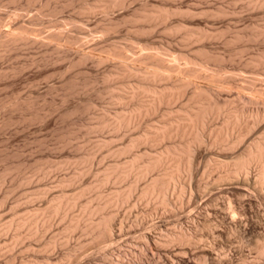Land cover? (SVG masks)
<instances>
[{"label": "rangeland", "instance_id": "1", "mask_svg": "<svg viewBox=\"0 0 264 264\" xmlns=\"http://www.w3.org/2000/svg\"><path fill=\"white\" fill-rule=\"evenodd\" d=\"M255 1L256 0H100V1L99 0H0V25H1L2 31L8 32L12 28L9 32L14 31V33H22L24 31V29H27L30 31L31 34L33 33L31 35V37L32 36L36 37L38 40H40L41 37H43L42 39H45L47 37L43 43H41V42L32 43V41H23V42L18 41L17 43H11V44L10 43L7 44L5 38H4V40H3V38H0V40H2V42H0V46H1L0 47V230H2V231H0V264H10V263L11 264H14V263L15 264H34L35 262H37L36 264H39V263L45 264L46 261L51 262L52 264H56V263L67 264V262H68L67 260H69V262L71 261V263H69V264H75V262H76V264H78V263L79 264H91L92 262H93L92 264H112V263L115 264V262L117 260L123 259V255H125L126 259H128V260L130 259L131 261L136 262L135 259H136V256H138V254L140 257L139 256L137 257V262H139L141 264H143L144 262H145L144 264H156V263L157 264H169L168 262H166L167 260L164 256L169 255V253L171 254L170 256L178 253L177 251L170 250L171 248L175 250V248H173V245L172 244L168 245L167 247L169 249L165 246V248H166L165 250H163L164 249V247H163V249H161L162 255H161V253L160 254L155 253L157 251H156V249L154 250V246H153V249L151 248L152 245L148 246V251H147L144 247V246H146V241L142 236L146 235L148 232L152 235H155L156 237H157V235H159L160 237L164 236V235H162L163 233L165 234V233L170 232L171 228L172 229L174 228L172 226L174 224L176 225L175 220H174V219H176V215H180V214L184 215V214L188 213L187 210H189V209H187V208H182L184 210L176 209L177 211L176 210L175 211L177 213L175 211H174L175 213H173L174 209H172L173 214L170 213V214H168L169 216L167 215L166 219H168V220H165V217L160 216L161 210H158L159 213H157V215L155 214L152 217L153 219L152 218H150V219L146 218L145 221L147 223H144L145 221L143 220V222H141V223H144V224H140L138 218H140V215H142L141 212H143L145 210L152 209L153 203H152V205H150V203H148V202H146V203L142 202L144 204H143V206H141L142 203L140 204L138 202V203H136V205L132 204V206H131V203H134L136 198H137L136 194L135 195L132 194L136 198L134 197L133 198L134 200H133L131 198L133 196L130 197L129 201L131 203L128 202L130 204L129 205L130 207L127 206V203H124L125 204L124 206H123V204L121 206H117V207H115V206L111 207L110 206L107 208L108 211L106 210V213H109V210H112V211H110V214L116 213V214H113V215H115L116 219L121 218L119 220L117 219L119 221L118 224H120V222H121V224L124 222L123 225L124 224L125 225L123 227H125L124 228L125 232L122 233L123 230L120 229L119 235L121 237L119 236V238L117 240V242L119 241L117 243L119 246H120V243H122L120 247L117 246V244L116 245L113 244V245H111V247L105 245V248H103L104 251L103 250L99 251L97 248H87L85 250V248L87 247L86 245L90 242L89 240L91 239L90 235L86 234L85 232H84L85 233L84 234L82 231L79 230V231H74L71 234L68 233V235H67V232H65V230H64L65 225H67V223H68L67 217L65 219L64 218L60 219L58 216H53V218H51V209H50L51 204L55 203L56 201H65L68 199L70 200L72 198L76 202V206L69 210L68 214L70 213L69 214L70 216L67 215L68 218L70 219L72 217L81 216V214H82V216H84L83 217V219H84L86 217V214H84L83 209H81L82 205L84 208L86 205H91L92 203H93L92 205H95V203L97 204L98 201L100 200L98 197H96L98 193L101 194V192H102L101 195H108L109 193L114 192V191H126L124 189L125 186H126V188L129 187V185L128 186L126 185V182L129 184V182L132 181L131 177H130L131 179H129V177L126 179H123V181H122L123 183L121 182V184L119 181L114 182L115 180L114 181L110 180V182L108 181L109 183L107 182L108 184L106 183L107 185L105 184V186L104 185L103 186H96V183L93 182V181L96 182L97 178L101 179L102 176L106 173V169L109 168V166H112L111 164H113V162H116V163L118 162L117 164L121 165L122 163L127 162L126 161L127 159L129 161L131 156L137 154L138 152L139 153L141 152L142 153V154L140 153L141 155H143L144 153L148 154V152H149V154H155V152L159 151V148H157V147H160V149H161V147L167 143V142H165L162 145H154V146L149 145L150 147H152L151 149H150V147L149 148L147 147L148 145L147 146H145V145L144 146L143 145L137 146L136 145L137 147L136 146H135L136 148L134 147L135 150H133V147L132 148L129 147L133 143V142H130V140L135 141L137 139L136 136H139V134L141 132H142L141 134H143V132L146 130V128L149 127L148 126L149 124H150V126H153V123H154V125H156L159 122H162L163 119L161 118L160 114L150 115V116H148L149 118L148 117L144 118L142 120L144 122L141 121L142 125H138V126L136 125L137 127L132 126V127L125 128V129L122 128V129H120L121 131L113 130V133H112V128L110 126H104L103 127L102 125H100L102 119L103 120H106L107 118L111 119L112 115L114 118L116 113L122 112V114H125V113H127V110H128V109L127 110H125V109L129 108L131 103L136 104V101L138 103L139 101H144L147 98H145V97L143 98L142 96L137 97L135 99L136 101L134 102V100H133L129 105L126 104L125 101L115 102L118 96L125 95L126 91L128 90L125 87L126 86L125 84L129 81V84H127V85L131 86L133 84H136L133 82L135 80L138 82V79L136 77L130 78L128 76L122 77L120 75H118V76L114 75V74H117L119 72V70H121V65H119V64H122L121 62H118V57L116 55L111 56L110 60H113L112 62L109 60L110 62L105 61V62L101 63V62H98V58H100L102 55L106 56L111 51L114 53V52H118V51H121V52L125 51L126 52L128 50L129 51L128 55H130L131 52L137 53L139 55L140 53H138L137 51L143 50V52H144L147 47L153 48L156 50H158V49L169 50L168 51L169 53H170V51H171V53L173 52L172 55L174 57L175 56L176 57L182 56V57H188V58L190 57V59H192V60H199V59L207 57L208 63L210 66L209 68H211L212 71L217 72V75H220L221 78H223L225 80V82L226 81L229 82V80H230V84H231L234 81L231 85L227 82H226V86H225V84L224 85L222 84L223 88H222V85H220V84L216 85L215 84L214 88H215V90L222 92L223 95L220 92V98L222 100L227 97L226 99H229L230 101H234V102H231L232 103L231 106H235V104L237 105V102H236L237 97H234V96H237L236 95L237 89L233 86H235L236 81L238 82L237 84H240V81L241 82L245 81V82L240 84V85H243L246 83L247 79L250 80L251 78L254 77V79H256V80L259 79L257 81H260V82H256V80H255V82H256L255 88L257 87L256 89H258V90H264V88H263L264 87V68L256 67L252 64L250 65V60H252L253 58L257 57L260 54H264V34H261L262 28L264 31V6L261 7L258 4L256 5ZM105 2H107V3H105ZM124 2H126V3H124ZM91 3L94 7L97 6V10H96V8L95 9L93 8ZM86 5L88 8L86 7ZM99 6H101V8ZM102 6H104V8ZM115 6H117V7H115ZM84 8H86L85 10L92 8L93 11L91 13V12H89V10L85 11ZM158 8L159 9L163 8V9L159 10ZM208 9H210V10H208ZM104 10H106V11L108 10V11L106 12ZM157 10L164 11V12L168 13V15L170 17H168L165 21H162V22L159 20L151 19L150 15L156 14L158 12ZM149 11H151V12H149ZM95 12H97V13H95ZM226 13H229V14L227 15ZM195 16H197V17H195ZM72 19L74 20L75 23H72L73 22ZM152 20H155V21H152ZM62 22L63 23L65 22V23L63 24ZM159 23H161V24H159ZM150 24H152V25H150ZM178 24L179 25L181 24V25L179 26ZM2 25H3V27H2ZM187 25H189V26H187ZM191 25L193 27H191ZM18 26L20 28H18ZM77 26H79V27H77ZM174 26H175V28H174ZM62 27H64V28H62ZM31 28L33 31L30 30ZM184 28H185V30H184ZM205 28H207V30ZM17 29L19 31H17ZM172 29H173V31H172ZM34 30H36V31H34ZM150 30H152V31H150ZM186 30H187L188 34L192 33V31H193V34H199V33L206 32V33H208L209 37H207L208 39L204 38L205 40L204 39H201V40L196 39L195 40V38H187V36H186L187 33H185ZM190 30H191V32H190ZM197 30H199V31H197ZM195 31H197V32H195ZM257 31H259L260 33ZM65 32H67V33H65ZM50 36H53L52 37L53 39H51V42H52V40H54L55 43L54 42L48 43V41H50V39H49ZM54 36H55V38H54ZM65 36L70 37V38H66ZM217 36H218V38H217ZM38 37H40V38H38ZM62 37H63V39H62ZM75 38H77V39H75ZM211 38H213V39L211 40ZM64 39H65V41H64ZM185 39H186V41H184ZM189 39H190V42H189ZM77 40H79L78 43H76ZM3 41H5V42H3ZM56 41L57 42L60 41V42L57 43ZM70 42H72V43H70ZM73 42H74V44H73ZM134 42H135V44H134ZM138 42H140L141 44ZM193 42H195V43H193ZM68 44H71V45H68ZM65 45L66 46L68 45L69 47L72 46L73 48L70 47L71 48L70 49L68 46L66 48ZM137 46H139L140 48ZM203 46L205 48H203ZM58 47H59V49H58ZM121 47H123V48H121ZM124 47H126V48H124ZM166 47L167 48L169 47V48L167 49ZM196 48H197V50H196ZM78 50H79V52H78ZM82 51H83V53H86V52L89 53L92 57H90L89 59H86V60H80L79 59L80 60L79 61L78 58L81 55L80 52H82ZM105 52H106V54H105ZM112 52H111V54H112ZM125 54H127V53H125ZM186 54H188V55H186ZM136 56L137 55H135V57ZM95 58H96V60H95ZM115 59H117V60H115ZM119 60H121V59H119ZM246 60L247 61L249 60V61L247 62ZM244 61H246V62H244ZM130 63H131V66L135 65L133 67L142 66V65L147 66L148 65L147 67L143 66L144 68H148V67L153 66V65H151V63L140 64L139 62H136V61L134 64V61H132V60H129V64ZM244 63L249 64V65H245ZM251 66H252V68H251ZM115 71H116V73H115ZM222 72L225 74L227 73V74L226 75L222 74ZM111 74H112V76H111ZM229 74H232V75L229 76ZM252 74L256 75V76H253ZM234 76L236 78H234ZM246 76H248V78ZM258 76H260V77H258ZM127 78L129 80H127ZM240 78H242V80ZM243 79H245V80H243ZM113 80H114V82H113ZM123 81L125 82L124 85L122 84V83H124ZM117 82H119V83H117ZM115 83H117V84H115ZM157 83L158 82L154 83L153 85H156L157 87H163L161 85V84H163V81L158 83V85H157ZM119 84L120 85L122 84L121 88H120ZM164 84H163L164 86H166V84H167V86H169L171 84V82L165 83V81H164ZM227 85L229 86V89H227L228 88ZM259 86H260V88H259ZM220 87L223 90L225 87V91L227 93H230V94H227L225 91L220 90ZM112 88L115 90L112 91ZM116 88L119 90H117ZM123 89H124V91H123L124 93H122ZM118 91H119V93H118ZM189 91L190 90H188L187 92H189ZM224 93H226L228 96ZM115 94L116 95L119 94V95H117V97L115 98ZM111 96L113 97V99ZM232 96H233V98H232ZM234 99H236V100H234ZM259 100L256 99L255 100L256 102L255 101L252 102L250 104L251 105L250 107H258V106H259V108L264 107V105H263L264 100H260V101ZM185 101H186V99L185 100L182 99V101L179 100L176 103L181 102L178 104L180 107L181 104L184 105L186 103ZM258 101H259V103L256 106V103ZM176 103L169 105L172 108L171 107L169 108V106H163V108L164 109L168 108V109L174 110L176 107V109H177L178 106H173V105H177ZM126 105H127V107H126ZM103 111L107 114H105ZM98 112H101V115H103V116H101L100 113H98ZM123 112H125V113H123ZM158 116H159V119H158ZM96 118H98V119H96ZM160 118H161V121H159ZM149 121H151V122H149ZM155 121L156 122L158 121V123L155 124ZM97 123H98V125H96ZM93 125H95V127H93ZM146 125H147V127H146ZM263 125H264V123L261 125V129L263 128ZM139 126H141V127H139ZM143 127H145V128H143ZM101 128H103V129H101ZM139 129H141V130L138 131ZM263 129L260 130V132L264 131ZM122 130L125 132H123ZM257 130H259V129H257ZM129 133H131V134H129ZM135 133H137V134H135ZM133 136L135 138H133ZM127 139H128V141H127ZM102 141H103V143H105L104 144L105 146L103 145ZM125 141H127V142H125ZM129 142H130V144H129ZM119 143H121V144H119ZM126 144L129 146L126 147L127 146ZM142 146L144 147V149ZM140 147H142V148H140ZM112 148H115L116 150L112 149ZM118 148L119 149L122 148V149H120V151H119ZM109 150L111 152H109ZM142 150H144V151H142ZM115 151H118V152L115 153ZM133 151L135 154L133 153ZM119 152L123 155H119L120 154ZM107 153H109V154H107ZM114 153H115V156H114ZM140 154H138V155H140ZM91 155L93 156V158ZM82 157H83V159H82ZM115 157H117V158L119 157V158L117 159ZM98 158L100 159L99 161H98ZM93 160H95V161H93ZM111 161H113V162L111 163ZM82 162H83V165H81ZM100 162H102V163H100ZM108 162H110V163H108ZM201 162L202 163L200 165H201V167H203L202 164H204V161H201ZM98 163H100L99 164L100 166L98 165ZM57 164H60V165L62 164V165H61V167H59L60 165H57ZM84 164H86V166ZM104 164H106V165L110 164V165H108V167H105L106 165L104 166ZM89 168H90V170H89ZM91 168L93 170L95 168V170H94L95 172L94 171L92 172ZM103 168H106V169H104L105 170L104 172L102 171ZM74 169H76V171ZM87 170H89V171H87ZM48 172H50V173H48ZM82 173L85 175L82 176L83 175ZM93 173H94V175H93ZM80 174H81V176H80ZM128 179H129V181H128ZM59 180L63 183H61ZM77 180L78 181L80 180V181L78 182ZM207 181H209V182L207 183ZM86 182L88 183V185ZM91 182L94 184H92ZM112 182L114 184H112ZM145 182H146V180L143 179V180H141V182L139 181L138 183H140V184L142 183V186H143ZM201 182L202 183L204 182L202 185L209 184L210 182L212 183V181L208 180V179L203 180ZM81 183H83V184H81ZM117 183H119L118 184L119 186L117 185ZM89 184H90V186H89ZM91 184H92V187H91ZM140 184H138L139 187H140ZM82 185L84 187L86 185V187L84 188ZM64 186L66 188H64ZM80 186L83 187L85 190H83V189L80 190V188H81ZM93 186H96V187H93ZM193 186H194V184H193ZM99 187H102V188H99ZM114 187H115V190H114ZM121 187L124 190H122ZM208 187H210V185L209 186L207 185V188ZM63 189L65 190L64 193H63ZM78 189H79V192L80 191L81 192L86 191V189H87V191L85 193L83 192L84 194L82 193L81 195H79L80 193L76 191ZM88 189H91V190H88ZM93 189L96 191V193H95V191L92 192ZM112 189L114 191H112ZM61 190H62V194H61ZM97 190H98V192H97ZM99 190L100 191L103 190V191L99 192ZM58 191L60 193H58ZM67 191H69L68 193H70V194H68ZM73 191H75V192H73ZM105 191H107L108 193L107 192L105 193ZM51 192H52V194H51ZM53 193L55 195H53ZM50 194L52 197L50 196ZM67 194H68V196H67ZM77 194H78L77 198L75 196L72 197V195H77ZM90 194L93 197L90 196ZM100 194H98V195H100ZM59 195H62V196H59ZM229 195H228V197H229ZM54 196H55V199L57 198L56 200L55 199L53 200ZM80 196H82V198ZM204 196H205L203 198L204 200L207 199V197H209L208 194H205ZM254 196H255V197H253L254 199L252 197H249V199H245L242 202H238L235 200L236 199V198H234L235 196L233 194H231L232 199L237 203V204L234 203V205L237 206L236 208H238V210L240 209L239 210L240 212L243 211L242 213H245V218H246V221H244L245 223L243 225V226H245V228L242 227L241 230L239 232L237 231L236 234H234L235 231L231 230L230 227H229V230L227 229V227H228L227 224H226L227 226H224L225 224H219V222H220V219H218L219 214H218V216L213 215L214 217L213 216L210 217L212 220V223H214L216 221L215 223H217V226H218V224L222 225L220 227H217L218 230L214 231V235H212L213 237L210 236L211 234H205V232L207 233V231H205V230L203 231V229H201L203 231V233H200L201 231L199 230V233L202 236H203V234L205 235L204 236V237H206V238H204L205 240H208L209 238H210L209 239L210 241L212 240V238H213V240L216 239V242L214 240L215 245L211 244L215 247V248L213 247L214 248L213 251L216 250L214 252V254H218V252H219V254H221V252L225 253V254L227 253L226 254L227 257L229 256V258H232V260H234V264L237 261H239V263H236V264H240V263L241 264H264V257H263L264 255H259L260 254V252L258 251L259 247L256 246V245H258L259 240L261 238L263 240V238H264V236H263L264 235V199H262L264 197H261L260 195L259 196L254 195ZM48 197H50V198H48ZM74 197L77 199V201L75 200ZM79 197L82 201L78 199ZM59 198H61V199H59ZM85 198H86V200H85ZM94 198H95V202H94ZM87 200L90 201V204H88L89 202ZM91 200H93V202H91ZM96 200H98V201H96ZM221 200H218V201H220V203L223 202L222 204H224L226 199L223 200V197H222ZM46 202L49 204L47 205ZM50 202H52V203H50ZM149 202H151V201H149ZM245 202H246V204H245ZM77 203H79V204L77 205ZM133 205H135V206H133ZM137 205H138L137 209L139 207L142 208V210L139 208L141 210V212H138L139 209L138 210L136 209ZM149 205L151 208L149 207ZM77 206H78V208L76 209ZM37 207L40 208V210H39L40 212H37V214L34 215V209H38ZM122 207H124V208H122ZM43 208L46 211L43 210L42 211L43 213H41V210ZM113 208L115 211L113 210ZM143 208H146V209L143 210ZM116 209H118L117 212L120 215L117 214ZM121 209H123V211ZM23 210H24V212H23ZM29 210H31L33 212H31ZM48 210L50 212H48ZM78 210H81V214H80V211L78 212ZM120 210L123 213L119 212ZM129 211H131L132 213ZM178 211H179V213H178ZM125 212L127 213V215ZM39 213H40L41 217H39ZM45 213H47V214H45ZM128 213L131 217L128 215ZM71 214H72V216H71ZM134 214L137 217H135ZM24 215H25V217H24ZM47 215H49V216L47 217ZM171 215H172V217H171ZM182 215H180V216H182ZM256 215H258V216H256ZM26 216H30V218L27 217L28 218V224L26 223L27 225L25 224L22 227H20V226L17 227L16 223L21 221L22 219L26 218ZM87 216H88V218L86 217L84 219V221L91 219V217H92V219L96 218V215H95V217H94V215L93 216L90 215V217H89V215H87ZM124 216H126V217H124ZM127 216H129V217H127ZM54 217H56V218L58 217V219H56ZM215 217L217 218V220H215L216 219ZM42 218H44V220ZM47 218L48 219L51 218L52 220L53 219L55 220V221L51 220L53 225H51L50 228L53 227L52 229L47 228V230H46V227H44L45 220ZM127 218H129V219H127ZM130 218L134 219V222H132V219L130 221ZM172 218H174V219H172ZM212 218H214V219H212ZM13 219H17V220L16 221L14 220L15 221L14 222ZM124 219L127 221L129 220L130 222L128 221L129 223H125L127 221H125ZM135 219L137 222H139L138 223L139 226L137 225ZM159 219H161V220H159ZM117 220H115V221H117ZM148 220H150V221L152 220L151 222L153 224H157V225H161V223L164 222L162 220H165L166 222H164V223H166L168 226L166 224L162 223L163 225L166 226V228H165V226H162L160 229L153 230L154 228L152 229V227H151L152 223H150V222L148 223ZM32 221H33V223H32ZM169 221L172 223L174 222V224L172 225V223H170ZM54 222H55V224H54ZM6 223H9V224H6ZM12 223H13V225H12ZM30 223H31V225L33 224L34 226L29 227L28 225H30ZM36 223L38 224L37 226H36ZM63 223L65 225H63ZM135 223L137 226H135ZM169 223L172 225L170 229H169V227H170ZM40 224H43V225H40ZM142 225H143V227H142ZM13 226L14 227L16 226L15 231H17V232H15L13 230V229H15V228H12ZM127 226H128V228L131 227V230H127L128 229V228L126 229ZM138 227H140L141 229ZM163 227H164V229H163ZM5 228H7V229L5 230ZM42 228H43V230H42ZM44 228H45V230H44ZM60 228H62V229H60ZM145 228L149 229V231L146 230ZM32 229H34V230L32 231ZM38 229L41 231L42 235H44L42 237H44L45 239L41 237V233ZM161 229H163V231ZM54 230H55V232H54ZM56 230L59 234L56 232ZM61 230H63V231H61ZM139 230H141V232ZM142 230H145L147 233L145 231H142ZM150 230L152 233L150 232ZM159 230L162 232V234ZM30 231H32V232H30ZM43 231L45 232V234H43L44 233ZM60 231H61V233H60ZM154 231L157 233L159 232V233L157 234ZM227 231H232V232L234 231V232L232 234H229L231 232H227ZM34 232H38L37 234L39 235V237L37 234L33 235L32 233H34ZM49 232H50V234H49ZM76 232H81V233L77 234ZM142 232H145L146 234L142 233ZM26 233H27V235H29V237H26ZM47 233L49 236L47 235ZM51 233L52 234L54 233V234L52 235ZM74 233H75V235H74ZM129 233H131V234H129ZM140 233H142L141 236H140ZM238 233H240V234H238ZM21 234H22V236H19ZM23 234H25V235H23ZM57 234L59 237H56ZM124 234L125 235L127 234V236H125ZM1 235H3V238ZM51 235L53 236V238ZM71 235L74 237H72ZM206 235H208V237ZM215 235H217V236L219 235V236L216 237ZM260 235L262 237H259ZM15 236H16V238H14ZM62 236H65V237H62ZM33 237H34V239L32 240ZM55 237L57 238L58 241L56 240ZM69 237H70V239L72 238V240H68ZM86 237L88 239L90 238L89 240L88 239L86 240L87 242L89 241L88 243L85 241ZM21 238H23V239H21ZM40 238H42V239L40 240ZM61 238L62 239L66 238V239L64 241ZM140 238H143L144 240L140 239ZM7 239L9 240L8 242H7ZM18 239H20V241ZM51 239L56 240L59 244L57 243L56 244L57 246L52 248V250H50L51 252L49 254L50 248L48 249V245H47L48 243L47 242L51 241ZM82 239H83V241H82ZM1 240H3V241H1ZM262 240H260V242ZM17 241L19 242V244ZM22 241H24V242H22ZM80 241L84 244H81ZM140 241H141V243H140ZM210 241H207V242L209 243ZM256 241H258V242H256ZM67 242H68V244H67ZM135 242H136V244H135ZM38 243H40V244H38ZM69 243H71V244L69 245ZM79 243H80V245H79ZM10 244H12V246ZM141 244H142V246H141ZM218 244H219V246H218ZM7 245H9V247H7ZM25 245H27V247ZM29 245H31V246H29ZM44 245H46V246H44ZM58 245H60V246H58ZM67 245H69V246H67ZM74 245H77V247H79V249L82 248L83 250L82 249H81L82 251L79 250L76 246L74 247ZM259 245H260V243H259ZM240 246H241L240 251L242 253L239 251ZM24 247L27 248V250ZM40 247H41V249H40ZM44 247H45V249H44ZM66 247H68V248H66ZM70 247H72V249H74V252H71L72 249H69ZM128 247H130V248H128ZM131 247H133V249ZM221 247L222 248L224 247L222 249V251H220ZM116 248H120L123 251L122 254H118ZM14 249H16V250H14ZM39 249L41 250V252ZM108 249H110L111 251L113 249H115L114 253H113V251L110 252V250H108ZM142 249H143V251H142ZM33 250H34V252H33ZM46 250L48 251V253L47 252L45 253ZM88 250H91V251L88 252ZM145 250H146V252H144ZM28 251H29V253H27ZM75 251H76V253H75ZM106 251H109L110 253H113V255H115L113 257H108V258L113 260L114 258H116V255H117L118 259L116 258L115 260L112 261V263L110 260H109V262H106L107 257L104 256ZM86 252H88V253H86ZM164 252H167V253H164ZM172 252H175V253H172ZM38 253H40L41 255ZM153 253L156 255L158 254V258H156L157 256L154 255ZM240 253L243 255H241ZM27 254H28V256H27ZM34 254H36V255H34ZM86 254L88 255V257H90V258L93 257V258L92 259L88 258ZM181 254L179 253V255H181ZM11 255H13V257ZM66 255L69 257H67ZM71 255H72L73 261H72V259H70ZM75 255L77 258H79V257H82V258L75 259L76 258ZM93 255L96 256V258ZM126 255L127 256L129 255L128 258L126 257ZM146 255L148 256V258L146 257ZM160 255H161V258H160ZM181 256H183V255H181ZM241 256L246 257L245 258L246 261L244 260L243 263L241 262L240 259H238ZM48 257L50 259H48ZM172 257H174V256H172ZM7 258H9V259H7ZM35 259H37L38 261ZM43 259H46V260H43ZM99 259L100 260L104 259V260L100 261ZM150 259L151 260L154 259V260L151 261ZM191 259H192V260H190L191 263L189 262L188 264H201V261L198 260V263H197V261H195V260H197L196 258L192 257ZM9 260H10V262H9ZM33 260H35V261H33ZM155 260H157V261H155ZM60 261H61V263H60ZM102 261H104V262H102ZM175 262H176V260H175ZM208 264H211V262Z\"/></svg>", "mask_w": 264, "mask_h": 264}, {"label": "bare ground", "instance_id": "2", "mask_svg": "<svg viewBox=\"0 0 264 264\" xmlns=\"http://www.w3.org/2000/svg\"><path fill=\"white\" fill-rule=\"evenodd\" d=\"M100 1V0H99ZM103 2V1H102ZM256 5H260L261 7L264 6V0H256ZM107 3V2H105ZM126 3V2H124ZM88 4V3H87ZM120 4V3H119ZM118 4V5H119ZM92 5V3H91ZM106 5V4H105ZM117 5V6H118ZM93 6V5H92ZM115 6V7H117ZM122 6V5H121ZM85 7V6H84ZM87 7V5H86ZM101 8V6H99ZM104 8V6H102ZM88 8V7H87ZM93 8L97 10V6H93ZM107 8V7H106ZM105 8V9H106ZM109 8V7H108ZM86 8H84L85 10ZM113 9V8H112ZM116 9V8H115ZM157 9V8H156ZM159 9V8H158ZM161 10L163 8H160ZM159 9V10H160ZM83 10V9H82ZM89 10V12L92 13L93 9H87ZM85 10V11H87ZM99 10V9H98ZM143 10V9H142ZM146 10V9H145ZM156 14H151L150 18L151 19H155V20H159V21H165L168 17H170L168 15V13L164 12V11H159ZM206 10V9H205ZM210 10V9H208ZM103 11V10H102ZM106 11V10H104ZM108 11V10H107ZM106 11V12H107ZM152 11V10H151ZM149 11V12H151ZM207 11V10H206ZM213 11V10H212ZM83 12V11H82ZM100 12V11H99ZM144 12V11H143ZM171 12V11H170ZM190 12V11H189ZM188 12V13H189ZM194 12V11H193ZM197 12V11H196ZM203 12V11H202ZM218 12V11H217ZM97 13V12H95ZM146 13V12H145ZM185 13V12H184ZM140 14V13H139ZM138 14V15H139ZM227 15L229 13H226ZM231 14V13H230ZM94 15V14H93ZM109 15V14H108ZM183 15V14H182ZM198 15V14H197ZM210 15V14H209ZM190 16V15H189ZM214 16V15H213ZM226 16V15H225ZM141 17V16H140ZM146 17V16H145ZM197 17V16H195ZM143 19V18H142ZM170 19V18H169ZM73 20V19H72ZM145 20V19H144ZM152 20V21H155ZM171 20V19H170ZM65 21V20H64ZM151 21V20H150ZM68 22V21H67ZM71 22V21H70ZM168 22V21H167ZM63 23V22H62ZM65 23V22H64ZM63 23V24H64ZM72 23H75L74 20ZM68 24V23H67ZM161 24V23H159ZM5 25V24H4ZM62 25V24H61ZM69 25V24H68ZM71 25V24H70ZM81 25V24H80ZM152 25V24H150ZM158 25V24H157ZM163 25V24H162ZM165 25V24H164ZM167 25V24H166ZM179 25V24H178ZM181 25V24H180ZM179 25V26H180ZM82 26V25H81ZM169 26V25H168ZM172 26V25H171ZM189 26V25H187ZM3 27V25H2ZM17 27V26H16ZM79 27V26H77ZM83 27V26H82ZM178 27V26H177ZM191 27H193L191 25ZM18 28H20L18 26ZM27 28V27H26ZM64 28V27H62ZM75 28V27H74ZM84 28V27H83ZM165 28V27H164ZM171 28V27H170ZM173 28V27H172ZM175 28V26H174ZM181 28V27H180ZM179 28V29H180ZM204 28V27H203ZM12 29V28H11ZM10 29V30H11ZM23 29V28H22ZM82 29V28H81ZM151 29V28H150ZM198 29V28H197ZM202 29V28H201ZM207 30V28H205ZM8 30V29H7ZM9 30V31H10ZM32 30V28L30 29ZM177 30V29H176ZM185 30V28H184ZM203 30V29H202ZM7 32V31H2L1 29V25H0V38H4L6 39L7 44L8 43H17L18 41H32V43H43L45 41V39H42L43 37H41L40 40H38L36 37H31V34L29 30L24 29V31L22 33H14V31L11 32ZM16 31V30H15ZM17 31H19L17 29ZM33 31V30H32ZM36 31V30H34ZM152 31V30H150ZM173 31V29H172ZM199 31V30H197ZM195 31V32H197ZM21 32V31H20ZM171 32V31H170ZM189 32V31H188ZM191 32V30H190ZM213 32V31H212ZM216 32V31H215ZM259 32V31H257ZM67 33V32H65ZM173 33V32H172ZM185 33H187V30L185 31ZM220 33V32H219ZM260 33V32H259ZM53 34V33H52ZM51 34V35H52ZM188 34V33H187ZM186 34L187 38H195L198 40L201 39H208L207 37H209L208 33L203 32V33H199V34H193L189 33L188 35ZM261 34H264L263 28H262V32ZM35 35V34H34ZM217 35V34H216ZM46 36V35H45ZM59 36V35H58ZM63 36V35H62ZM255 36V35H254ZM258 36V35H257ZM256 36V37H257ZM53 36H50V41H48V43H52L54 42V40L51 39ZM61 37V36H60ZM64 37V36H63ZM62 37V39H63ZM66 37V36H65ZM216 37V36H215ZM40 38V37H38ZM55 38V36H54ZM59 38V37H58ZM66 38H70V37H66ZM74 38V37H73ZM218 38V36H217ZM72 39V38H71ZM77 39V38H75ZM74 39V40H75ZM210 39V38H209ZM213 38H211L212 40ZM234 39V38H233ZM247 39V38H246ZM73 40V39H72ZM205 40V39H204ZM46 41V42H47ZM65 41V39H64ZM186 41V39L184 40ZM210 41V40H209ZM0 42H2V40H0ZM5 42V41H3ZM45 42V43H46ZM57 42V41H56ZM60 42V41H58ZM57 42V43H58ZM79 40H77L76 43H78ZM190 42V39H189ZM26 43V42H25ZM44 43V44H45ZM55 43V42H54ZM56 43V44H57ZM64 43V42H63ZM68 43V42H67ZM72 43V42H70ZM140 43V42H138ZM143 43V42H142ZM195 43V42H193ZM231 43V42H230ZM74 44V42H73ZM135 44V42H134ZM133 44V45H134ZM141 44V43H140ZM147 44V43H146ZM200 44V43H199ZM6 45V44H5ZM71 45V44H68ZM67 45V46H68ZM79 45V44H78ZM150 45V44H149ZM10 46V45H9ZM66 46V45H65ZM66 46V48H67ZM112 46V45H111ZM116 46V45H115ZM140 46V45H139ZM137 46V47H139ZM154 46V45H153ZM152 46V47H153ZM162 46V45H161ZM201 46V45H200ZM1 47V46H0ZM69 47V46H68ZM72 47V46H70ZM69 47V48H70ZM79 47V46H78ZM110 47V46H109ZM146 47V46H145ZM163 47V46H162ZM56 48V47H55ZM73 48V47H72ZM117 48V47H116ZM119 48V47H118ZM123 48V47H121ZM126 48V47H124ZM140 48V47H139ZM144 48V47H143ZM167 48V47H166ZM169 48V47H168ZM167 48V49H168ZM198 48V47H197ZM196 48V50H197ZM203 48H205L203 46ZM59 49V47H58ZM71 49V48H70ZM80 49V48H79ZM115 49V48H114ZM128 49V48H127ZM158 49V48H157ZM75 50V49H74ZM106 50V49H105ZM137 50V49H136ZM200 50V49H199ZM108 51V50H107ZM110 51V50H109ZM124 51V50H123ZM128 51V50H127ZM109 52L106 56H101L100 58H98V62H108L111 59V56L116 55L118 57V62H121V70H119V72L117 74H114L115 76H128V77H136L138 79V82L136 81H132L133 85H127L129 84V81L125 84L122 83L123 85L125 84L126 88L128 89L125 93V95H121L118 96L119 94H115V98L117 97L116 101H125L126 104H130L133 100L134 102L136 101L135 99L137 97H145L147 98L144 101H139L136 104H130L129 108H126L125 110H127V113L122 114L121 113H116L115 117L113 118H107L106 120H101V124L103 127L104 126H110L112 128V133L113 130L116 131H121L120 129L122 128H129V127H137L138 125H142L141 121L144 118H147L150 115H156V114H160L161 118L163 119L162 122L155 121V124L153 123V126H150V124L148 125L149 127H147L146 125V130L143 132V134H139V136H136L137 139L134 140H130V142H133L130 146L127 145L126 147H134L137 145H145L148 148L150 147L149 145H162L165 142H167L166 144H164L161 149L159 148L158 152H155V154H148L144 153L143 155H141L138 151L137 154L131 156L130 160L128 161V159L126 160L127 162L120 164H117L116 162L111 161V163L113 162V164H111L112 166H109V168H103V172L105 171L104 169H106V173L102 176V178H97L96 182L93 181L94 183H96V186H105V184L110 180L117 182L119 181L120 184L123 181V179H126L129 177V179L132 178V181L129 182V184L126 182V185L129 187L126 188L125 186V190L126 191H114L112 189V191L109 193L108 195H101L103 190H99L100 195L97 194L96 197H98L100 200H96L98 201V203L95 205H86L83 208V213L86 214V217L88 218L87 215H90L95 217V219H88L87 221H84V216H82L81 214V210H78V212L80 211L81 216H77V217H72V218H68L67 215L69 210L72 209L73 207L76 206V202L71 198L70 200H64L65 201H54L55 203L51 204L50 209H51V218H53V216H58L60 219L61 218H66L67 217V225H65L63 223V225H65V232L68 233H72L74 231H82L83 233L85 232L86 234L90 235V240L86 237L85 241L88 239L89 243L86 245L87 247L85 248V250L87 248H97L99 251L103 250V248H105L106 246H110L113 244H117V240L119 238V232L120 229H122V233L125 232L123 227V223L118 224V220L121 218H115L116 213L110 214L106 213V210L108 207H117V206H121L123 204V206L125 205L124 203H127V206L130 207L129 203V199L131 196L132 199L135 197L134 195L136 194V200L134 203H150V205H152L153 203V207L150 210H145L143 212H141L142 208H138V205L136 206V209L138 210V212H141L142 215H140V218H138L140 224H144L147 223L145 221L146 218H152L155 214L157 215V213H159L158 210H161V215L165 217V220L167 218V215L172 213V209L173 213H175L178 209H182V208H187L189 210H187L188 213L180 216V215H176V219L172 218L175 220L176 225L174 224V222H170L172 223V225L169 223L170 227L169 229L172 227H174L173 229L171 228V231L168 233H163L161 232L162 237H160L159 235H157V237L155 235L150 234L149 232L147 233L145 230L146 235L142 236L145 241H146V246L145 249L148 251V246L152 245L151 248L153 249L154 246V250L156 249L157 252L160 254L161 253V249L165 250V246L167 247L168 245L172 244L174 249H170L172 251H177V254H174L172 256H170L171 254L169 253V255L164 256L166 258V262H168L169 264H188L190 262V260H192L191 258L194 257L197 260L201 261V264H208L211 262V264H234V260H232V258H229V256L227 257V253H222L219 254H214L213 249L215 248L213 245L214 244V240L216 242V239L213 240V236L214 235V231L218 230L217 227H220L222 225L219 224H225L224 226H227V229L229 230V227L231 230H234L236 234L237 231L239 232L241 230L242 227L245 228L244 225V221H246L245 218V213H242L238 210V208H236L237 206L234 205V203H236L232 197L231 194H233L236 198L235 200L238 202H242L245 199H249V197H255L256 196H261L264 197V131L260 132V130H262L264 128L261 129V125L264 123V107L259 108L258 107H250L251 103L254 102L256 99L257 100H264V90H258L255 88V84L256 82H260L257 81L259 79H254L253 78H249L250 80L247 79L246 83L243 85H240L241 83L245 82V81H240V84H237L238 82L236 81L235 87L237 89L236 91V95L234 97H237V105L235 104V106H231L232 103L234 101H230L229 99H221L220 98V92L215 90L214 86L216 85H224L226 86V82L223 78H221L220 75H217V72L212 71L211 68H209V63H208V58H202L199 60H192L190 59V57H182V56H178V57H174L170 51V53L168 52L169 50H164V49H153V48H146L145 51L143 52V50H139L137 51L138 53H140L139 55L137 53H133L131 52L130 55H128V52ZM194 51V50H193ZM207 51V50H206ZM79 52V50H78ZM135 52V51H134ZM142 52V53H141ZM198 52V51H197ZM81 55L79 56L78 60H86L89 59L90 57H92L89 53H83L80 52ZM79 53V54H80ZM127 53V54H125ZM182 53V52H181ZM205 53V52H204ZM102 54V53H101ZM106 54V52H105ZM175 54V53H174ZM240 54V53H239ZM259 54V53H258ZM100 55V54H99ZM135 55H137L135 57ZM188 55V54H186ZM257 55V54H256ZM255 55V56H256ZM96 56V55H95ZM94 56V57H95ZM215 56V55H214ZM254 56V57H255ZM93 57V58H94ZM99 57V56H98ZM116 57V58H117ZM205 57V56H204ZM213 58V57H212ZM253 58V57H252ZM121 59V60H119ZM198 59V58H197ZM251 59V58H250ZM79 60V61H80ZM96 60V58H95ZM117 60V59H115ZM114 60V61H115ZM129 60L139 62L140 64H145V63H151V67L148 68H144L147 67L146 65H142V66H137V67H133L131 66V63L129 64ZM218 60V59H217ZM223 60V59H222ZM111 62L113 60H110ZM109 61V62H110ZM247 61V60H246ZM244 61V62H246ZM249 61V60H248ZM247 61V62H248ZM82 62V61H81ZM97 62V61H96ZM97 62V63H98ZM117 63V62H116ZM217 63V62H216ZM219 63V62H218ZM99 64V63H98ZM113 64V63H112ZM115 64V63H114ZM133 64V63H132ZM138 64V63H137ZM245 64V63H244ZM254 65L256 67H262L264 68V54H260L257 57L253 58L252 60H250V65ZM245 65H249V64H245ZM144 66V67H143ZM214 66V65H213ZM117 67V66H116ZM120 67V66H119ZM212 67V66H211ZM118 68V67H117ZM252 68V66H251ZM255 68V67H254ZM216 69V68H215ZM115 70V69H114ZM215 72V73H214ZM116 73V71H115ZM241 73V72H240ZM239 73V74H240ZM253 73V72H252ZM107 74V73H106ZM220 74V73H219ZM222 74H225L222 72ZM221 74V75H222ZM227 74V73H226ZM225 74V75H226ZM235 74V73H234ZM242 74V73H241ZM240 74V75H241ZM258 74V73H257ZM232 74H229V76ZM243 75V74H242ZM253 75V74H252ZM251 75V76H252ZM112 76V74H111ZM223 76V75H222ZM236 76V75H235ZM234 76V78H236ZM256 76V75H253ZM105 77V76H104ZM125 77V78H126ZM248 78V76H246ZM260 77V76H258ZM111 78V77H110ZM118 78V77H117ZM232 78V77H231ZM230 78V79H231ZM243 78V77H242ZM242 78H240L242 80ZM257 78V77H256ZM120 80V79H119ZM125 80V79H124ZM127 80H129L127 78ZM245 80V79H243ZM256 80V82H255ZM262 80V79H261ZM106 81V80H105ZM109 81V80H108ZM164 84L166 82H171V84L169 86H164L163 84H161L163 87H157L156 85H153L154 83L158 82H162ZM232 81V80H231ZM114 82V80H113ZM131 82V83H132ZM234 82V81H233ZM232 82V83H233ZM119 83V82H117ZM115 83V84H117ZM157 83V85H158ZM230 84V80L229 82H227ZM231 83V84H232ZM121 84V85H122ZM230 84V85H231ZM261 84V83H260ZM120 85V84H119ZM120 85V88H121ZM222 85V88H223ZM117 86V85H116ZM228 86V85H227ZM261 86V85H260ZM259 86V88H260ZM124 87V86H123ZM217 87V86H216ZM219 87V86H218ZM220 87V90L225 91V87L224 90ZM231 88V87H230ZM264 88V87H263ZM117 89V88H116ZM217 89V88H216ZM229 89V86L228 88ZM108 90V89H107ZM115 90L112 88V91ZM119 90V89H117ZM188 90H190L189 92H187ZM232 90V89H231ZM234 90V89H233ZM124 89L122 90V93ZM116 92V91H115ZM226 92V91H225ZM231 92V91H230ZM110 93V92H109ZM119 93V91H118ZM227 93V92H226ZM224 93V94H226ZM222 94V92H221ZM230 94V93H227ZM226 94V95H227ZM234 94V93H233ZM114 95V94H113ZM223 95V94H222ZM228 96V95H227ZM230 96V95H229ZM112 97V96H111ZM142 98V99H143ZM233 98V96H232ZM113 99V97H112ZM182 99H186V103L184 105L181 104V106L179 107V103H176L177 101ZM232 100V99H231ZM236 100V99H234ZM259 100V101H260ZM259 101L256 103H259ZM256 102V101H255ZM173 103H176L177 105H173V106H178V108L174 110L172 109H164L163 106H169L172 105ZM264 103V102H263ZM122 104V103H121ZM255 104V103H254ZM249 105V106H248ZM262 105V104H261ZM264 105V104H263ZM125 106V105H124ZM254 106V105H253ZM127 107V105H126ZM171 106H169L170 108ZM172 108V107H171ZM122 109V108H121ZM120 109V110H121ZM166 110V111H165ZM104 112V111H103ZM107 112V111H106ZM116 112V111H115ZM101 115V112H98ZM105 113V112H104ZM109 113V112H108ZM107 114V113H105ZM111 114V113H110ZM103 116V115H101ZM108 116V115H107ZM109 117V116H108ZM149 118V117H148ZM157 118V117H156ZM161 118L159 121H161ZM98 119V118H96ZM95 119V120H96ZM159 119V116H158ZM100 120V119H99ZM147 121V120H146ZM152 121V120H151ZM149 121V122H151ZM98 122V121H97ZM144 122V121H142ZM153 122V121H152ZM141 123V124H140ZM145 124V123H144ZM143 124V125H144ZM148 124V123H147ZM98 125V123L96 124ZM137 125V126H136ZM145 126V125H144ZM93 127H95V125H93ZM109 127V128H110ZM141 127V126H139ZM260 127V128H259ZM145 128V127H143ZM91 129V128H90ZM103 129V128H101ZM131 129V128H130ZM133 129V128H132ZM259 129V130H257ZM95 130V129H94ZM98 130V129H97ZM109 130V129H108ZM129 130V129H128ZM134 130V129H133ZM132 130V131H133ZM141 129H139L138 131H140ZM264 130V129H263ZM123 131V130H122ZM130 131V130H129ZM125 132V131H123ZM137 132V131H136ZM120 133V132H119ZM131 134V133H129ZM137 134V133H135ZM134 134V135H135ZM130 137V136H129ZM133 138H135L133 136ZM105 141V140H104ZM107 141V140H106ZM112 141V140H111ZM128 141V139H127ZM125 141V142H127ZM109 142V141H108ZM124 142V141H123ZM129 142V144H130ZM98 143V142H97ZM101 143V142H100ZM103 143V141H102ZM110 143V142H109ZM122 143V142H121ZM119 143V144H121ZM105 143H103L104 145ZM99 145V144H98ZM117 145V144H116ZM102 146V145H101ZM105 146V145H104ZM119 146V145H118ZM136 146V147H137ZM142 146V147H143ZM98 147V146H97ZM96 147V148H97ZM122 147V146H121ZM135 147V148H136ZM140 147V148H142ZM152 147H150L151 149ZM99 149V148H98ZM102 149V148H101ZM115 149V148H112ZM111 149V150H112ZM119 149V148H118ZM122 149V148H120ZM119 149V151H120ZM127 149V148H126ZM144 149V147H143ZM147 149V148H146ZM116 150V149H115ZM132 150V149H131ZM140 150V149H139ZM157 150V149H156ZM123 151V150H122ZM126 151V150H125ZM124 151V152H125ZM144 151V150H142ZM109 152H111L109 150ZM118 151H115V153ZM131 152V151H130ZM151 152V151H150ZM153 152V153H154ZM114 153V156H115ZM120 153V152H119ZM127 153V152H126ZM152 153V152H151ZM109 154V153H107ZM113 154V153H112ZM118 154V153H117ZM131 154V153H130ZM140 154V155H138ZM119 155H123V154H119ZM118 155V156H119ZM83 156V155H82ZM86 156V155H85ZM88 156V155H87ZM90 156V155H89ZM92 156V155H91ZM84 157V156H83ZM82 157V159H83ZM93 158V156H92ZM91 158V159H92ZM112 158V157H111ZM117 158V157H115ZM119 158V157H118ZM117 158V159H118ZM79 159V158H78ZM76 160V159H75ZM89 160V159H88ZM100 159L98 158V161ZM84 161V160H83ZM87 161V160H86ZM95 161V160H93ZM201 161H204L203 167H201ZM71 162V161H70ZM76 162V161H75ZM80 162V161H79ZM85 162V161H84ZM90 163V162H89ZM93 163V162H92ZM102 163V162H100ZM98 163V165L100 164ZM110 163V162H108ZM120 163V162H119ZM69 164V163H68ZM74 164V163H73ZM60 165V164H57ZM62 165V164H61ZM61 165L59 167H61ZM65 165V164H64ZM63 165V166H64ZM67 165V164H66ZM72 165V164H71ZM80 165V164H79ZM81 165H83V162L81 163ZM86 166V164H84ZM97 165V166H98ZM103 165V164H102ZM106 164H104L105 166ZM110 165V164H108ZM108 165H106L105 167H108ZM100 166V165H99ZM80 168V167H79ZM82 169V168H81ZM92 169V168H91ZM102 169V168H101ZM100 169V170H101ZM76 171V169H74ZM90 170V168H89ZM87 170V171H89ZM95 170V168H94ZM92 169V172L94 171ZM54 171V170H53ZM52 171V172H53ZM78 171V170H77ZM80 171V170H79ZM98 171V170H97ZM46 172V171H45ZM81 172V171H80ZM95 172V171H94ZM50 173V172H48ZM79 174V173H78ZM83 174V173H82ZM91 174V173H90ZM98 174V173H97ZM49 175V174H48ZM73 175V174H72ZM85 174H83L82 176H84ZM94 175V173H93ZM79 176V175H78ZM81 176V174H80ZM79 176V177H80ZM99 176V175H98ZM74 177V176H73ZM100 177V176H99ZM131 177V178H130ZM76 178V177H75ZM82 179V178H81ZM80 179V180H81ZM95 179V178H94ZM128 179V181H129ZM146 180V182L144 183V185L142 186V183H138L139 181L141 182V180ZM211 180L212 183L210 182L209 184L206 185H202L203 183L201 181L203 180ZM62 180V179H61ZM79 180V181H80ZM121 180V181H120ZM60 181V180H59ZM63 181V180H62ZM66 181V180H65ZM78 181V180H77ZM78 181V182H79ZM127 181V180H126ZM58 182V181H57ZM61 182V181H60ZM68 182V181H67ZM66 182V183H67ZM108 182V183H109ZM125 182V181H124ZM196 182V183H195ZM209 181H207L208 183ZM63 183V182H61ZM87 183V182H86ZM92 183V182H91ZM92 183V184H94ZM107 183V184H108ZM123 183V182H122ZM60 184V183H59ZM83 184V183H81ZM91 184V187H92ZM106 184V185H107ZM112 184H114L112 182ZM119 183H117L118 185ZM125 184V183H124ZM138 184H140V187L138 186ZM194 184V186H193ZM68 185V184H67ZM88 185V183H87ZM110 185V184H109ZM207 185L210 187L207 188ZM83 186V185H82ZM90 186V184H89ZM93 186V187H96ZM113 186V185H112ZM119 186V185H118ZM59 187V186H58ZM81 187V186H80ZM84 187V186H83ZM81 187L80 190H85L84 188ZM64 188H66L64 186ZM102 188V187H99ZM122 188V187H121ZM95 189V188H94ZM92 190L95 191V190ZM120 189V188H119ZM118 189V190H119ZM122 188V190H124ZM44 190V189H43ZM91 190V189H88ZM117 190V189H116ZM45 191V190H44ZM49 191V190H48ZM51 191V190H50ZM77 192H79V189L76 190ZM87 191V189H86ZM86 191H80L79 195H81L83 192L85 193ZM65 192V190L63 189V193ZM69 191H67L68 193ZM72 192V191H71ZM75 192V191H73ZM98 192V190H97ZM107 191H105L106 193ZM58 193H60L58 191ZM83 193V194H84ZM96 193V191H95ZM94 193V194H95ZM104 193V192H103ZM104 193V194H105ZM108 193V192H107ZM45 194V193H44ZM48 194V193H47ZM52 194V192H51ZM50 194V196H51ZM61 194H62V190H61ZM70 194V193H68ZM67 194V196H68ZM134 194V195H132ZM205 194H208L209 197H207V199H203L205 196ZM230 194V195H229ZM259 194V195H258ZM53 195H55L53 193ZM86 195V194H85ZM229 195V197H228ZM41 196V195H40ZM44 196V195H43ZM62 196V195H59ZM64 196V195H63ZM75 196L77 198V195H72V197ZM84 196V195H83ZM89 196V195H88ZM90 196H92L90 194ZM95 196V195H94ZM52 197V196H51ZM71 197V196H70ZM74 197V198H75ZM82 198V196H80ZM80 197L78 198L79 200ZM87 197V196H86ZM93 197V196H92ZM91 197V198H92ZM223 197V200H225L224 204H222L223 202L220 203V201ZM231 197V198H230ZM47 198V197H46ZM50 198V197H48ZM75 198V200L77 201V199ZM220 198V199H219ZM55 199V196L53 198V200ZM57 199V198H56ZM55 199V200H56ZM61 199V198H59ZM84 199V198H83ZM251 199V198H250ZM254 199V198H253ZM264 199V198H262ZM52 200V199H51ZM52 200V201H53ZM86 200V198H85ZM134 200V199H133ZM204 200V201H203ZM82 201V200H81ZM88 201V200H87ZM151 201V202H149ZM222 201V200H221ZM90 204V201H88ZM91 202H93V200H91ZM94 202H95V198H94ZM251 202V201H250ZM45 203V202H44ZM47 203V202H46ZM52 203V202H50ZM80 203V202H79ZM77 203V205L79 204ZM87 203V202H86ZM141 206H143V204ZM249 203V202H248ZM49 203H47L48 205ZM237 204V203H236ZM239 204V203H238ZM246 204V202H245ZM81 205V204H80ZM133 205V206H135ZM149 205V207H150ZM243 205V204H242ZM40 206V205H39ZM38 206V207H39ZM45 206V205H44ZM140 206V205H139ZM37 207V208H38ZM41 207V206H40ZM48 207V206H47ZM127 207V208H128ZM145 207V206H144ZM147 207V206H146ZM42 208V207H41ZM78 208V206L76 207V209ZM121 208V207H120ZM124 208V207H122ZM151 208V207H150ZM245 208V207H244ZM27 209V208H26ZM32 209V208H31ZM47 209V208H46ZM49 209V208H48ZM110 209V208H109ZM119 209V208H118ZM118 209H116V212L118 211ZM129 209V208H128ZM134 209V208H133ZM146 208H143V210ZM149 209V208H148ZM40 208L38 209H34V215L37 214V212L39 211ZM44 210V208L41 210V213H43L42 211ZM114 210V208H113ZM123 211V209H121ZM121 210L119 212H121ZM127 210V209H126ZM130 210V209H129ZM176 210V211H175ZM184 210V209H182ZM243 210V209H242ZM31 211V210H29ZM46 211V210H44ZM108 211V210H107ZM115 211V210H114ZM134 211V210H133ZM158 211V212H157ZM175 211V212H174ZM24 212V210H23ZM33 212V211H31ZM48 212H50L48 210ZM127 212V211H126ZM125 212V213H126ZM131 212V211H129ZM183 212V211H182ZM28 213V212H27ZM30 213V212H29ZM123 213V212H121ZM132 213V212H131ZM130 213V214H131ZM137 213V212H136ZM172 213V214H173ZM177 213V212H176ZM179 213V211H178ZM181 213V212H180ZM184 213V212H183ZM47 214V213H45ZM49 214V213H48ZM73 214V213H72ZM71 214V216H72ZM118 215H120L117 212ZM138 214V213H137ZM219 214V218L220 222L217 226V223H212V220L210 217L214 216H218ZM23 215V214H22ZM26 215V214H25ZM24 215V217H25ZM42 215V214H41ZM50 215V214H49ZM47 215V217L49 216ZM77 215V214H76ZM79 215V214H78ZM124 215V214H123ZM127 215V213H126ZM129 215V213H128ZM133 215V214H132ZM135 215V214H134ZM139 215V214H138ZM247 215V214H246ZM32 216V215H31ZM70 216V215H69ZM117 216V215H116ZM130 216V215H129ZM127 216V217H129ZM169 216V215H168ZM174 216V215H173ZM213 216V217H214ZM258 216V215H256ZM18 217V216H17ZM21 217V216H20ZM23 217V218H24ZM30 218V216H26V218L22 219L21 221L17 222V227L20 226L22 227L23 225H25L26 223L28 224V218ZM34 217V216H33ZM38 217V216H37ZM39 217L40 213H39ZM38 217V218H39ZM46 217V216H45ZM58 217H54L56 219H58ZM93 217V218H94ZM126 217V216H124ZM123 217V218H124ZM131 217V216H130ZM135 217H137L135 215ZM159 217V216H158ZM172 217V215H171ZM36 218V217H35ZM51 218H47L45 220V224L44 227L50 228L51 225H53L52 221H55L54 219L52 220ZM122 218V219H123ZM156 218V217H155ZM161 218V217H160ZM170 218V217H169ZM216 218V217H215ZM249 218V217H248ZM12 219V218H11ZM20 219V218H19ZM18 219V220H19ZM44 220V218H42ZM41 219V220H42ZM59 219V220H60ZM129 219V218H127ZM132 218H130L131 221ZM153 219V218H152ZM158 219V218H157ZM214 219V218H212ZM16 221L17 219H13V221ZM52 220V221H51ZM117 220V221H115ZM125 220V219H124ZM143 220L145 221L144 223ZM161 220V219H159ZM165 220H162L164 222H166ZM217 220V218L215 219ZM249 220V219H248ZM247 220V221H248ZM12 221V220H11ZM14 221V222H15ZM30 221V220H29ZM34 221V220H33ZM32 221V223H33ZM37 221V220H36ZM127 221V220H125ZM129 221V220H128ZM125 222V223H129V222ZM136 221V219H135ZM152 221V220H151ZM150 220H148V223H152ZM158 221V220H157ZM252 221V220H251ZM42 222V221H41ZM132 222H134V219H132ZM131 222V223H132ZM137 225H138V223ZM154 222V221H153ZM162 222V223H164ZM253 222V221H252ZM251 222V223H252ZM10 223V222H9ZM6 223V224H9ZM135 223V226H137ZM161 223V225H157V224H151V227L153 230L155 229H160L162 226H165ZM26 224V225H27ZM35 224V223H34ZM55 224V222H54ZM166 224V223H164ZM215 224V225H214ZM227 224V225H226ZM249 224V223H248ZM253 224V223H252ZM13 225V223H12ZM38 224L36 223V226ZM43 225V224H40ZM127 225V224H126ZM130 225V224H129ZM146 225V224H145ZM167 225V224H166ZM246 225V224H245ZM29 227L34 226L33 224L28 225ZM27 226V227H28ZM55 226V225H54ZM123 228H122V227ZM131 226V225H130ZM134 226V225H133ZM139 226V225H138ZM168 226V225H167ZM8 227V226H7ZM16 227V226H15ZM14 226L12 228H15ZM25 227V226H24ZM41 227V226H40ZM43 227V226H42ZM132 227V226H131ZM131 227L128 228V226L126 227L127 230H131ZM141 227V226H140ZM138 227V228H140ZM143 227V225H142ZM145 227V226H144ZM150 227V226H149ZM148 227V228H149ZM249 227V226H248ZM53 227H51L50 229H52ZM58 228V227H57ZM64 228V227H63ZM166 228V226H165ZM251 228V227H250ZM7 228H5L6 230ZM27 229V228H26ZM35 229V228H34ZM32 229V231L34 230ZM62 229V228H60ZM125 229V230H126ZM133 229V228H132ZM136 229V228H135ZM141 229V228H140ZM146 230L149 231V229L145 228ZM164 229V227H163ZM163 229H161L163 231ZM203 229V231H207V233L205 232V234H211L210 236H212V240L210 241L208 238V240H205L204 237L205 235L203 234V236L200 233H203V231L201 230ZM12 230V229H11ZM14 231L16 230L13 229ZM19 230V229H18ZM39 230V229H38ZM43 230V228H42ZM45 230V228H44ZM168 230V229H167ZM199 230L201 231L199 233ZM248 230V229H247ZM246 230V231H247ZM2 231V230H0ZM10 231V230H9ZM26 231V230H25ZM29 231V230H28ZM30 231V232H32ZM40 231V230H39ZM63 231V230H61ZM60 231V233H61ZM137 231V230H136ZM135 231V232H136ZM141 232V230H139ZM169 231V230H168ZM233 231V232H234ZM13 232V231H12ZM17 232V231H15ZM14 232V233H15ZM44 232V231H43ZM53 232V231H52ZM55 232V230H54ZM57 232V230H56ZM127 232V231H126ZM129 232V231H128ZM131 232V231H130ZM151 232V230H150ZM155 232V231H154ZM167 232V231H166ZM227 232H231L229 234H232V231H227ZM11 233V232H10ZM21 233V232H20ZM38 232H34L32 233L33 235L37 234ZM41 233V231H40ZM58 233V232H57ZM81 233V232H76ZM84 233V234H85ZM140 233V236L141 234ZM152 233V232H151ZM157 233V232H155ZM159 233V232H158ZM157 233V234H158ZM246 233V232H245ZM3 234V233H2ZM29 234V233H28ZM31 234V235H32ZM45 234V232L43 233ZM50 234V232H49ZM52 234V233H51ZM54 234V233H53ZM52 234V235H53ZM56 234V233H55ZM59 234V233H58ZM58 234L56 235V237H59ZM121 234V233H120ZM131 234V233H129ZM233 234V235H234ZM240 234V233H238ZM12 235V234H11ZM16 235V234H15ZM25 235V234H23ZM32 235V236H33ZM38 235V234H37ZM48 235V233H47ZM51 235V236H52ZM75 235V233H74ZM125 235V234H124ZM3 238V235H1ZM18 236V235H17ZM19 236H22L19 235ZM44 236L41 233V237ZM49 236V235H48ZM66 236V235H65ZM62 236V237H65ZM72 236V235H71ZM86 236V235H85ZM127 236V234L125 235ZM159 236V237H158ZM208 237V235H206ZM216 237H218L217 235H215ZM214 236V237H215ZM264 236V235H263ZM9 237V236H8ZM26 237H29V235H27L26 233ZM35 237V236H34ZM34 237L32 238V240L34 239ZM39 237V235H38ZM55 237V238H56ZM74 237V236H72ZM121 237V236H120ZM215 237V238H216ZM259 237H262L261 235ZM16 238V236L14 237ZM19 238V237H18ZM25 238V237H24ZM44 238V237H42ZM40 238V240L42 239ZM53 238V236H52ZM123 238V237H122ZM121 238V239H122ZM140 238V239H143ZM11 239V238H10ZM13 239V238H12ZM23 239V238H21ZM30 239V238H29ZM37 239V238H36ZM45 239V238H44ZM48 239V238H47ZM46 239V240H47ZM62 239V238H61ZM66 239V238H65ZM65 239H62L65 241ZM138 239V238H137ZM136 239V240H137ZM143 239V240H144ZM204 239V240H203ZM4 240V239H3ZM1 240V241H3ZM20 241V239H18ZM28 240V239H27ZM26 240V241H27ZM31 240V239H30ZM39 240V241H40ZM57 240V238H56ZM56 240L51 239V241L47 242L48 244V249H49V254H50V250H52V248H54L55 246H57L56 244L58 243ZM68 240H72V238ZM120 240V239H119ZM124 240V239H123ZM139 240V239H138ZM262 240V238L260 239ZM258 245H256L257 247H259V255H264V238L263 240L260 242ZM5 241V240H4ZM9 240L7 239V242ZM12 241V240H11ZM15 241V240H14ZM38 241V242H39ZM60 241V240H59ZM67 241V240H66ZM79 241V240H78ZM83 241V239H82ZM84 241V242H85ZM121 241V240H120ZM126 241V240H125ZM124 241V242H125ZM207 241H210L209 243ZM18 242V241H17ZM24 242V241H22ZM123 242V243H124ZM213 242V243H212ZM258 242V241H256ZM13 243V242H12ZM30 243V242H29ZM64 243V242H63ZM81 244H84L80 241ZM79 243V245H80ZM141 243V241H140ZM218 243V242H217ZM240 243V242H239ZM4 244V243H3ZM19 244V242H18ZM40 244V243H38ZM59 244V243H58ZM65 244V243H64ZM68 244V242H67ZM71 243H69L70 245ZM122 243H120L121 246ZM126 244V243H125ZM132 244V243H131ZM136 244V242H135ZM144 244V243H143ZM166 244V245H165ZM213 244V245H211ZM6 245V244H5ZM12 246V244H10ZM15 245V244H14ZM42 245V244H41ZM67 245V246H69ZM133 245V244H132ZM145 245V244H144ZM17 246V245H16ZM23 246V245H22ZM21 246V247H22ZM27 247V245H25ZM31 246V245H29ZM34 246V245H33ZM40 246V245H39ZM38 246V247H39ZM46 246V245H44ZM60 246V245H58ZM63 246V245H62ZM77 247V245H74V247ZM104 246V247H103ZM117 246H119L117 244ZM116 246V247H117ZM119 246V247H120ZM142 246V244H141ZM219 246V244H218ZM4 247V246H3ZM6 247V246H5ZM7 247H9V245H7ZM15 247V246H14ZM43 247V246H42ZM85 247V246H84ZM113 247V246H112ZM123 247V246H122ZM170 247V246H169ZM214 247V248H213ZM13 248V247H12ZM25 248V247H24ZM36 248V247H35ZM57 248V247H56ZM68 248V247H66ZM79 249V247H77ZM108 248V247H107ZM115 248V247H114ZM124 248V247H123ZM127 248V247H126ZM130 248V247H128ZM133 249V247H131ZM168 248V247H167ZM224 248V247H223ZM222 247L220 248L222 251L223 249ZM27 250V248H25ZM41 249V247H40ZM39 249V250H40ZM45 249V247H44ZM69 249H72V247H70ZM82 249V248H81ZM79 249V250H81ZM125 249V248H124ZM169 249V248H168ZM16 250V249H14ZM54 250V249H53ZM77 250V249H76ZM83 250V249H82ZM81 250V251H82ZM94 250V249H93ZM107 250V249H106ZM110 250V249H108ZM113 249V253H114ZM118 254H122V250L120 248H116ZM131 250V249H130ZM146 250L144 252H146ZM169 250V251H170ZM241 250V246L239 251ZM21 251V250H20ZM38 251V250H37ZM36 251V252H37ZM55 251V250H54ZM70 251V250H69ZM68 251V252H69ZM78 251V250H77ZM91 250H88V252H90ZM96 251V250H95ZM104 251V250H103ZM110 250V252H112ZM126 251V250H125ZM124 251V252H125ZM143 251V249H142ZM141 251V252H142ZM150 251V250H149ZM17 252V251H16ZM34 252V250H33ZM35 252V253H36ZM41 252V250H40ZM48 253V251L46 250L45 253ZM71 252H74V249H72ZM86 252V253H88ZM102 252V251H101ZM109 251H106V253L104 254L105 257H107L106 262H109V260L112 261L115 260L117 258H112L113 260H111L108 257H113L115 255H113V253H110ZM116 252V251H115ZM116 252V253H117ZM153 252V251H152ZM163 252V251H162ZM164 252V253H167ZM241 252V251H240ZM258 252V253H259ZM14 253V252H13ZM18 253V252H17ZM23 253V252H22ZM29 253V251L27 252ZM57 253V252H56ZM76 253V251H75ZM78 253V252H77ZM84 253V252H83ZM100 253V252H99ZM115 253V254H116ZM130 253V252H129ZM175 253V252H172ZM179 253L181 255H179ZM217 253V252H216ZM242 253V252H241ZM240 253V254H241ZM21 254V253H20ZM40 254V253H38ZM43 254V253H42ZM52 254V253H51ZM68 254V253H67ZM71 254V253H70ZM79 254V253H78ZM77 254V255H78ZM82 254V253H81ZM85 254V253H84ZM83 254V255H84ZM91 254V253H90ZM95 254V253H94ZM103 254V253H102ZM128 254V253H127ZM154 254V253H153ZM158 254H154L156 255L158 258ZM2 255V254H1ZM6 255V254H5ZM14 255V254H13ZM13 255H11L13 257ZM36 255V254H34ZM41 255V254H40ZM46 255V254H45ZM59 255V254H58ZM82 255V256H83ZM87 255V254H86ZM132 255V254H131ZM142 255V254H141ZM152 255V254H151ZM162 255V253H161ZM160 255V258H161ZM164 255V254H163ZM243 255V254H241ZM28 256V254H27ZM65 256V255H64ZM67 256V255H66ZM79 256V255H78ZM94 256V255H93ZM103 256V257H104ZM129 256V255H128ZM128 256L126 255V257L128 258ZM139 256V254H138ZM136 256V262L135 261H131L130 259H126L125 255H123V259H119L115 262V264H141L139 262H137V257ZM144 256V255H143ZM150 256V255H149ZM240 256V255H239ZM15 257V256H14ZM69 257V256H67ZM76 257V255H75ZM88 257V255H87ZM96 258V256H94ZM104 257V258H105ZM119 257V256H118ZM140 257V256H139ZM146 257L148 258V256L146 255ZM155 257V256H154ZM264 257V256H263ZM5 258V257H4ZM10 258V257H9ZM7 258V259H9ZM33 258V257H32ZM37 258V257H36ZM52 258V257H51ZM64 258V257H63ZM62 258V259H63ZM82 258V257H79ZM79 258H75V259H79ZM90 258V257H88ZM93 258V257H92ZM90 258V259H92ZM101 258V257H100ZM135 258V257H134ZM153 258V257H152ZM174 258V259H173ZM246 257H239L238 259L241 260V262L243 263V261ZM48 259H50L48 257ZM47 259V260H48ZM72 259V255L71 258ZM74 259V260H75ZM106 259V258H105ZM118 259V258H117ZM132 259V258H131ZM155 259V258H154ZM152 259V260H154ZM234 259V258H233ZM237 259V260H238ZM12 260V259H11ZM17 260V259H16ZM20 260V259H19ZM37 260V259H35ZM33 260V261H35ZM46 260V259H43ZM66 260V259H65ZM81 260V259H80ZM100 260V259H99ZM104 260V259H101ZM100 260V261H101ZM145 260V259H144ZM151 260V259H150ZM149 260V261H150ZM151 260V261H152ZM158 260V259H157ZM155 260V261H157ZM176 260V262H175ZM210 262H209V261ZM14 261V260H13ZM12 261V262H13ZM23 261V260H22ZM32 261V262H33ZM38 261V260H37ZM52 261V260H51ZM62 261V260H61ZM60 261V263H61ZM67 264L71 263V261L69 262V260H67ZM73 261V259H72ZM84 261V260H83ZM148 261V260H147ZM208 261V262H207ZM10 262V260H9ZM20 262V261H19ZM30 262V261H29ZM40 262V261H39ZM43 262V261H42ZM80 262V261H79ZM87 262V261H86ZM104 262V261H102ZM105 262V263H106ZM142 262V261H141ZM206 262V263H205ZM22 263V262H21ZM37 262H35L34 264H36ZM74 263V262H73ZM82 263V262H81ZM93 263V262H92ZM91 263V264H92ZM145 263V262H144ZM143 263V264H144ZM154 263V262H153ZM191 263V262H190ZM236 263H239V261H237ZM235 263V264H236ZM11 264V263H10ZM15 264V263H14ZM40 264V263H39ZM43 264V263H42ZM45 264H52L51 262H45ZM58 264V263H56ZM76 264V262H75ZM79 264V263H78ZM113 264V263H112ZM157 264V263H156ZM241 264V263H240Z\"/></svg>", "mask_w": 264, "mask_h": 264}]
</instances>
